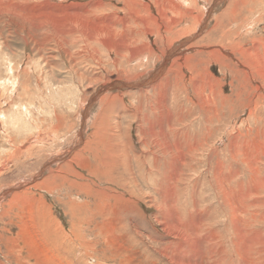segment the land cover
<instances>
[{
	"label": "rangeland",
	"instance_id": "obj_1",
	"mask_svg": "<svg viewBox=\"0 0 264 264\" xmlns=\"http://www.w3.org/2000/svg\"><path fill=\"white\" fill-rule=\"evenodd\" d=\"M0 264H264V0H0Z\"/></svg>",
	"mask_w": 264,
	"mask_h": 264
},
{
	"label": "bare ground",
	"instance_id": "obj_2",
	"mask_svg": "<svg viewBox=\"0 0 264 264\" xmlns=\"http://www.w3.org/2000/svg\"><path fill=\"white\" fill-rule=\"evenodd\" d=\"M162 66V65H161ZM165 150H167V148L165 149ZM112 166V165H111Z\"/></svg>",
	"mask_w": 264,
	"mask_h": 264
}]
</instances>
